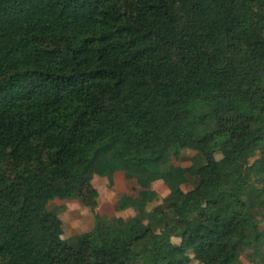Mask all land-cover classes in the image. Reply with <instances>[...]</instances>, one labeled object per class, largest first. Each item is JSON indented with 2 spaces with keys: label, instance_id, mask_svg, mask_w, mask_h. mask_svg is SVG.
<instances>
[{
  "label": "trees",
  "instance_id": "1",
  "mask_svg": "<svg viewBox=\"0 0 264 264\" xmlns=\"http://www.w3.org/2000/svg\"><path fill=\"white\" fill-rule=\"evenodd\" d=\"M262 139L264 0H0V264H264ZM116 173L169 193L63 240L59 185Z\"/></svg>",
  "mask_w": 264,
  "mask_h": 264
},
{
  "label": "rangeland",
  "instance_id": "2",
  "mask_svg": "<svg viewBox=\"0 0 264 264\" xmlns=\"http://www.w3.org/2000/svg\"><path fill=\"white\" fill-rule=\"evenodd\" d=\"M213 137L217 143L215 158L219 160L231 157L233 154V148L223 142L219 135L214 134ZM262 144H264V139H262ZM193 154L192 151H183L182 155L184 160L181 162L173 161L172 164L175 166L186 167L190 165L188 159ZM91 184L92 189L95 192L92 199L87 195L80 198L75 197L69 191L64 190L62 185H59L58 190L62 196L60 198L51 199L48 202V210L54 211L62 223L61 238L70 244H76L81 238L91 234L95 225V215L106 221L117 217L127 219L129 217L137 216L139 211L136 210H128L122 213L115 212L116 202L121 195L129 194L134 196L141 190L155 191L158 194L159 200L147 208V210H151L160 204L162 199H164L169 193V183L167 178L150 183L145 176L139 175L128 180L123 173H116L112 184H110L106 178H100L97 175L94 177ZM181 189L183 192L187 193L191 190V186H183ZM93 202L96 203L94 210H92ZM183 209L184 211L189 212L193 209V204L186 203ZM260 228L264 231V224H262ZM172 241L174 243H179L178 239H172ZM241 260L243 264H251V262L246 259L245 254L241 256ZM191 264L198 263L192 261Z\"/></svg>",
  "mask_w": 264,
  "mask_h": 264
}]
</instances>
